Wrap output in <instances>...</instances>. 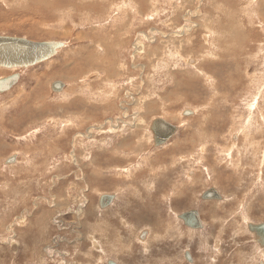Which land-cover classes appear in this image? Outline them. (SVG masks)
Instances as JSON below:
<instances>
[{
	"label": "rangeland",
	"instance_id": "obj_1",
	"mask_svg": "<svg viewBox=\"0 0 264 264\" xmlns=\"http://www.w3.org/2000/svg\"><path fill=\"white\" fill-rule=\"evenodd\" d=\"M263 17L264 0H0V35L66 44L0 66L20 73L0 93V264L264 261ZM158 117L178 131L156 146Z\"/></svg>",
	"mask_w": 264,
	"mask_h": 264
},
{
	"label": "water",
	"instance_id": "obj_2",
	"mask_svg": "<svg viewBox=\"0 0 264 264\" xmlns=\"http://www.w3.org/2000/svg\"><path fill=\"white\" fill-rule=\"evenodd\" d=\"M65 46L61 40H43L35 41L23 36L0 35V66L4 67H29L40 62H44L57 54V51ZM20 78V73H13L8 76L0 77V93L11 88ZM65 83L56 80L52 83L55 91H61ZM193 111L187 110L185 114H191ZM151 129L154 134V143L156 146L166 143L177 131L178 126L171 124L162 117L154 119L151 123ZM16 156L8 158V162L15 161ZM115 197L114 194H104L101 197V206L105 207ZM202 198L222 199L223 196L216 187L206 189ZM184 224L192 228H203L204 223L198 209H189L179 214ZM248 229L255 234L259 244L264 247V221L249 222ZM187 260L192 261L193 257L190 250L185 251ZM109 264H117L110 259ZM260 264H264L261 260Z\"/></svg>",
	"mask_w": 264,
	"mask_h": 264
},
{
	"label": "bare ground",
	"instance_id": "obj_3",
	"mask_svg": "<svg viewBox=\"0 0 264 264\" xmlns=\"http://www.w3.org/2000/svg\"><path fill=\"white\" fill-rule=\"evenodd\" d=\"M38 1H39V0H38ZM53 1H54V0H53ZM42 4H43V3H42ZM51 5H52V4H51ZM53 5H54V4H53ZM65 5H66V4H65ZM65 5H64V6H65ZM68 5H69V4H68ZM74 5H75V4H74ZM35 6H36V5H35ZM73 7H75V6H73ZM173 9H174V8H173ZM45 10H46V9H45ZM36 11H37V10H36ZM61 11H62V10H61ZM5 14H6V13H5ZM263 18H264V17H263ZM188 19H189V18H188ZM39 22H40V21H39ZM223 25H224V24H223ZM230 25H231V24H230ZM188 26H189V25H188ZM198 26H199V25H198ZM223 27H224V26H223ZM183 28H184V27H183ZM190 28H191V27H190ZM208 28H209V27H208ZM256 33H257V32H256ZM119 34H120V33H119ZM102 35H103V34H102ZM122 35H123V34H122ZM144 36H145V35H144ZM168 37H169V36H168ZM127 38H129V37H127ZM156 38H157V37H156ZM104 39H105V38H104ZM152 39H153V38H152ZM180 39H181V38H180ZM100 40H101V39H100ZM149 40H150V39H149ZM117 41H118V40H117ZM150 41H151V40H150ZM63 42H64V41H63ZM104 42H105V40H104ZM111 42H112V41H111ZM64 43H65V42H64ZM125 43H126V42H125ZM135 43H136V42H135ZM139 43H140V42H139ZM141 43H142V42H141ZM99 44H100V43H99ZM121 44H122V43H121ZM136 44H137V43H136ZM65 45H66V44H65ZM109 45H110V43H109ZM64 47H65V46H64ZM100 47H101V45H100ZM140 47L143 49V48L145 47V45H144V44L136 45V48H137L136 54L138 53ZM109 48H110V46H109ZM59 50H60V49H59ZM105 50H106V49H105ZM107 50H108V48H107ZM107 50H106V51H107ZM109 51H110V50H109ZM113 52H114V51H113ZM120 52H121V50H120ZM122 52H123V51H122ZM128 52H129V51H128ZM131 52H132V51H131ZM139 52H140V51H139ZM142 52H143V51H142ZM97 53H98V52H97ZM106 53H107V52H106ZM128 54H129V53H128ZM134 54H135V53H134ZM144 54H147V53H144ZM91 55H92V54H91ZM108 55H109V54H108ZM122 55H123V54H122ZM130 55H131V54H130ZM140 55H141V54H140ZM107 58H108V57H107ZM109 58H110V57H109ZM114 59H115V58H114ZM114 59H113V60H114ZM102 60H103V59H102ZM109 60H110V59H109ZM115 60L117 61V63H120V62H118L119 60H118L117 58H116ZM122 60H123V59H122ZM116 61H115V62L113 61V62H114V63H113L112 60H111V63H110L109 65H110V66H114V65L116 64ZM120 61H121V60H120ZM101 62H102V61H101ZM106 65H108V64H105V66H106ZM120 65H121V66H120V69H121V68H122V70L126 69L125 64L123 65L122 63H120ZM115 66H116V65H115ZM8 68H9V67H8ZM11 68H12V67H11ZM118 68H119V67H118ZM106 69H107V70H106L107 72L111 70L110 67H106ZM115 69H116V67H115ZM126 70H127V69H126ZM123 72H124V71H123ZM123 72H122V73H123ZM128 72H129V71H128ZM108 74H109V76H110V75H113V73H109V72H108ZM125 74H126V73H125ZM107 76H108V75H107ZM122 76H123V75H122ZM125 76H126V75H125ZM74 77H75V76H74ZM104 80H105V79H104ZM109 80H111V79H109ZM216 83H217V82H216ZM114 88H115V87H114ZM221 88H222V87H221ZM114 91H115V90H114ZM102 92H103V91H102ZM117 92H118V91H117ZM117 92H116V93H117ZM111 94H112V93H111ZM100 95H101V94H100ZM100 95H99V96H100ZM102 95H103V94H102ZM108 97H111V95L108 96ZM108 97H106V98L108 99ZM106 98H104V99H106ZM47 108H48V107H47ZM123 108H124V107H123ZM139 126H140V125H139ZM173 137H174V136H173ZM153 139H154V135H153ZM235 143H236V142H235ZM96 171H97V170H96ZM179 218H180V217H179ZM145 234H146V230L142 231L141 236H142V237H145ZM254 236H255V234H254ZM254 239H255L256 242H258L257 239H256V237H254ZM258 243H259V242H258ZM13 244H15V243H13ZM13 244H12V245H13ZM16 245H17V244H15V245L12 246V248H13L14 250H16ZM94 245H95V246H100L96 241L94 242ZM260 246H261V245H260ZM261 247H262V246H261ZM112 260H113V259H112ZM114 261H115V260H114ZM260 261H261V260H260ZM115 262H116V261H115ZM116 263H117V262H116ZM117 264H118V263H117Z\"/></svg>",
	"mask_w": 264,
	"mask_h": 264
},
{
	"label": "flooded vegetation",
	"instance_id": "obj_4",
	"mask_svg": "<svg viewBox=\"0 0 264 264\" xmlns=\"http://www.w3.org/2000/svg\"><path fill=\"white\" fill-rule=\"evenodd\" d=\"M110 260V259H109ZM109 260H108V264H109Z\"/></svg>",
	"mask_w": 264,
	"mask_h": 264
}]
</instances>
